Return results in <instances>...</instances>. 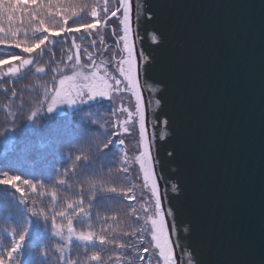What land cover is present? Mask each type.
Segmentation results:
<instances>
[{"label":"water","instance_id":"95a60500","mask_svg":"<svg viewBox=\"0 0 264 264\" xmlns=\"http://www.w3.org/2000/svg\"><path fill=\"white\" fill-rule=\"evenodd\" d=\"M137 5L156 13L136 43L149 58L146 126L164 137L153 154L185 264H264V0Z\"/></svg>","mask_w":264,"mask_h":264},{"label":"snow or ice","instance_id":"6c2138e0","mask_svg":"<svg viewBox=\"0 0 264 264\" xmlns=\"http://www.w3.org/2000/svg\"><path fill=\"white\" fill-rule=\"evenodd\" d=\"M29 6L32 12L28 14L30 23L27 29L9 28L6 31L0 27V45L20 49L23 53L29 54L28 57L13 54L10 60L0 59V76L22 77L25 69L31 70L29 66H35L44 52L50 51L42 46L51 43L52 38L64 36L67 40L69 35L81 33L83 30L82 35L71 37L72 48L76 50L73 75L59 79V87L53 88L51 92L45 89V98L50 100L47 111L52 112L58 104H75L78 98L83 102L85 95L89 100L98 96L110 97V94L124 93L135 98L134 107L131 109L123 105L113 109V115L121 114L125 115V118L117 119L116 131L104 129L102 133H96L97 142L93 147L99 153L114 143L125 145V139L121 137L124 134L135 135L138 131L136 154L129 155L125 151L120 162L121 167L118 171L122 173L120 177L122 183L119 188L109 187L106 191L115 193L124 200L136 201L139 207L129 203L126 211L123 207L116 209L118 213H123L128 217V222L120 228L108 223L111 219L119 224L117 215L103 218L96 216V223L100 225V230L97 232L92 216L82 206V202L69 203L66 208L53 215V234L66 239L68 244L75 239L81 242L85 250H88L89 244L94 245V250H91V254L86 257V264H107L108 260H114V264H141L145 261L143 255L145 252H150L154 256L155 264H185L184 251L187 245L179 238L176 212L166 205L169 199V185L165 182L164 189L161 190L159 180L163 177L156 170L159 157L153 154L157 139L163 140L164 137L163 135L157 136L155 131L149 132L146 127L147 107L142 94L141 78L145 70L144 65L147 64L149 58L143 48L138 49L136 46L140 38L141 27L154 21L156 13L150 12L147 7L141 8L139 5L134 11L133 0H102V2L92 0L91 3L84 2V0H66V2L65 0H46V3L45 0H0V17L7 16V19L12 21L17 11L22 12ZM82 13L88 15L90 20L81 22ZM46 16L50 18L47 22ZM107 30L111 31L112 44H109L103 35ZM152 39L156 41L155 36ZM77 40L90 41V43L81 49V43H77ZM55 42L63 43L64 41ZM89 48L93 51H89ZM109 49L112 50L111 57L97 64L95 55L106 54ZM81 50L87 55L90 64H80ZM68 60L72 61L73 56L69 55ZM109 65L115 66L119 77L108 71ZM85 67L88 68L86 72L82 70ZM35 71L43 73L45 70L43 67H35ZM151 92L152 90L149 89L148 105L153 100ZM154 102L157 106L161 103L159 99H155ZM36 115L37 113H32V117ZM158 120L159 117L153 114L151 117L153 129L157 128ZM163 122L167 124L168 118H165ZM100 136H103L104 140H100ZM84 151L87 152L88 149ZM174 151L173 149L168 155L172 156ZM88 158L87 155L84 157L85 160ZM76 159L80 160L81 157L77 156ZM111 171L109 170L107 178L102 176L101 180L107 182ZM21 179L20 175L4 172L0 178V185L8 186L22 196L23 189L18 184ZM60 183L63 185L65 181L61 180ZM96 183V179L88 180L92 188H95ZM23 184L30 185L35 191L36 186L31 185L29 180L24 179ZM171 191L178 193L179 188L172 184ZM56 215L66 223L58 224ZM74 221L78 224H86L87 230L77 232L74 228ZM26 223L27 226L19 234L18 241L14 240L11 249L0 252V264H12L15 254L22 249L31 229L30 219L26 220ZM65 228L68 233L67 237L62 236ZM11 235L15 237V230ZM105 250L112 251L114 256L106 258ZM61 251H63V246ZM64 264H81V262L67 259ZM146 264H153V261L148 260ZM197 264H199L198 261Z\"/></svg>","mask_w":264,"mask_h":264},{"label":"trees","instance_id":"16d2710c","mask_svg":"<svg viewBox=\"0 0 264 264\" xmlns=\"http://www.w3.org/2000/svg\"><path fill=\"white\" fill-rule=\"evenodd\" d=\"M84 2L91 3L92 0ZM30 12L31 6L22 12L17 11L12 21L7 16L0 17V27L6 31L9 28L27 29ZM81 16V22L90 20L86 14L82 13ZM45 20L47 22L50 18L46 16ZM82 34L83 30L81 33H73L67 40L64 36L54 37L51 43L42 46L50 49L44 52L35 66L43 67V73L36 72L35 67L30 66L31 70L25 69L22 77L0 78V178L4 172L20 175L22 179L18 184L23 189L21 196L14 189L0 185V252L11 249L14 240L18 241L19 234L27 226L26 220L31 221L30 232L22 249L15 254L12 264H64L67 259L86 264V257L94 250V245L89 244L88 250H85L81 242L72 239L68 244L66 239L53 234V215L69 203L82 202V206L91 214L97 232L100 225L96 223V216L103 218L117 215L119 224L111 219L108 223L120 228L128 222V217L116 209L123 207L126 211L129 203L139 207L136 201H127L106 191L109 187L119 188L122 183V173L118 171L120 162L125 151L129 155L136 154L138 131L135 135L124 134L121 137L125 139V145L114 143L99 153L93 147L97 142L96 133H102L104 129L116 131L117 119L125 118V115H113V109L124 106V100L110 94V97L88 99L60 112L47 111L50 100L45 98V89L51 92L56 88L59 77L66 70L70 71V65L75 60L74 57L72 61L68 60V56L75 52L71 37ZM103 35L108 43L113 42L110 30ZM61 40L64 42H55ZM77 43H81L83 49L90 41L77 40ZM89 51L93 49L89 48ZM13 54L29 55L20 49L0 45V59L10 60ZM109 54H96L95 59L107 60ZM83 55L86 54L81 50V61ZM33 112L37 113L35 117H32ZM99 139L104 140V137L100 136ZM86 155L89 157L87 160L84 159ZM77 156L81 159L77 160ZM109 170H112L110 179L107 182L101 180L102 176L108 177ZM24 179L36 186L35 191L30 185L23 184ZM90 179L97 180L95 188L88 184ZM61 180L65 181L63 185ZM56 222L66 223L58 215ZM74 228L79 232L87 230V225L74 221ZM13 230L15 237L11 235ZM62 236H68L66 228ZM104 255L107 258L114 256V253L105 250ZM143 255L145 261L141 264H146L148 260L155 264V258L150 252ZM107 264H114V260H108Z\"/></svg>","mask_w":264,"mask_h":264},{"label":"rangeland","instance_id":"374dc122","mask_svg":"<svg viewBox=\"0 0 264 264\" xmlns=\"http://www.w3.org/2000/svg\"><path fill=\"white\" fill-rule=\"evenodd\" d=\"M113 42H111V43H109V44H112ZM136 46H137V43H136ZM138 48V47H137ZM108 53H110L109 54V57L107 58V60L111 57V55H112V50L111 49H109V51H108ZM74 58H75V55H76V50H75V52H73L72 54H71ZM26 57H28V56H26ZM81 57V56H80ZM96 61H97V64H99V62L101 61V60H97L96 59ZM91 62L90 61H88V59H87V55H83L82 56V61H81V58H80V64L81 65H86V64H90ZM38 64V63H37ZM36 64V65H37ZM74 64H75V60H74ZM74 64H71L70 65V71L68 70H66V72L65 73H63L60 77H59V79H61L63 76H72L73 75V71H74V69H73V65ZM35 65V66H36ZM35 66H33V67H35ZM30 67V66H29ZM103 66L101 65V68H102ZM83 71H88V68L87 67H85L84 69H82ZM108 71L109 72H111L113 75H116L117 77H119V74H118V72H116V70H115V66L114 65H109V67H108ZM2 76H0V78H1ZM59 79H58V81H57V85H56V88H58L59 87ZM142 90H143V88H142ZM142 94H143V92H142ZM144 95V94H143ZM118 97L120 98V99H122V100H124V106L125 107H129L130 109L132 108V107H134V103H135V98L134 97H132L130 94H128V93H124V94H119L118 95ZM113 99V98H112ZM83 102H85V101H87L88 100V97H87V95H85L84 97H83ZM83 102H81L80 101V99L78 98L77 99V102L75 103V104H72V105H69V104H66V103H63V104H58L54 109H53V111H58V112H60V111H62L63 109H65V108H72L74 105H80V104H82ZM147 127V126H146Z\"/></svg>","mask_w":264,"mask_h":264}]
</instances>
